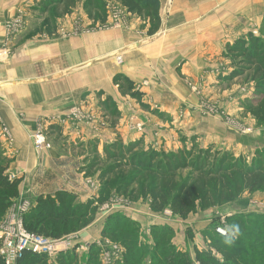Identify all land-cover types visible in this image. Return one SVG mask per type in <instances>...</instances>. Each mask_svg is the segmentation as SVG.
<instances>
[{"label":"rangeland","instance_id":"1","mask_svg":"<svg viewBox=\"0 0 264 264\" xmlns=\"http://www.w3.org/2000/svg\"><path fill=\"white\" fill-rule=\"evenodd\" d=\"M40 1L0 0V91L1 93L6 91L9 93H5L8 96L2 97V103L0 104L1 110L9 114L8 117H4L0 113V167L7 166L8 168L14 160V136L11 129L13 125L16 129L20 125L26 130L30 129V140H32L33 133L38 128H42L45 140L50 146L42 150H35L31 142L35 152L58 147L59 141L65 139L58 129L60 121H56L54 117L48 119L42 117V115H34L30 110L26 111L25 103L20 101L21 96L15 98L13 95L26 83L27 79L39 76L37 68H32L31 64L23 61V55H26V51L36 50V48L43 46L48 49L46 50L47 54L51 52L49 55L52 57L53 46L74 40V38L81 40L84 36H97L95 34L100 31L123 29V27L126 31L131 32L134 24L136 25L134 28L137 35L138 30H145L146 32L148 27L145 19L129 14L123 6L115 4L117 2L114 1H107V17L103 23L90 21L80 1H77L70 12L62 14V16H59L53 10V7H48L47 10L43 11L40 7ZM250 1L249 12L245 14V16H249V29L241 31V28L234 25L241 22L238 17L242 19V14L239 13L235 16L234 11L231 13L228 11L227 14L232 19L227 21L228 16L225 12L223 21L230 23L221 25L220 28L228 31L229 34H227L232 36H228L226 39L224 35L220 41L221 49L212 51L209 59L206 60V63L211 65L199 74L187 76L185 73L177 72L175 76L141 78L136 86L145 91L140 103L129 94L124 96L119 93L123 104L115 101V112H108L107 115L98 114L94 118L92 111L83 108L82 101H80L67 107V112L70 115H68V120L75 126L86 123L96 127H98V124L106 127L105 124H108L110 128H114L115 124L120 122L118 120L122 118L121 111L124 109L128 113V118H126L123 125L127 126L128 132L131 129L138 128V133L143 132L140 140L142 139L146 144H151L155 149H163L169 152L171 150H185L192 146L199 148L211 147L212 151L216 149L223 150L233 153L234 156H243L246 162L249 161L256 150L264 149V120H258L251 113L250 108L247 107L249 101L250 103L252 101L256 103L254 98H258L255 92L257 83L252 80V74L246 73L230 80L227 79L228 74L236 68L235 64L237 63L231 53L227 55L229 53L227 46L235 39L245 37L249 32L254 36H260L264 42V0H259L260 2ZM230 25L234 29H231ZM114 57L116 59L113 58V61L120 63L121 60H117L119 54L115 53ZM50 67L48 72L49 70L52 71L44 75L48 79L60 74L65 68L63 67L60 70L61 67L58 66L59 70H57L54 62H51ZM174 85L177 88L179 86V89H181V94L177 97L181 102H177L176 95L172 93L171 87ZM116 87L118 88L117 85ZM159 96L161 98L160 103L167 101L166 106L160 108L154 106L153 98ZM98 106H100L98 111L104 112L107 110L103 103L98 102ZM74 113L77 114L76 117ZM51 126L53 127L51 128ZM128 134H130L129 137H135L134 134ZM115 139L121 141L125 146L133 142L132 139L129 141L128 138L125 139L120 134H116L110 140ZM88 142H81L77 149H71V151H76L78 158L74 157L75 162L69 161L67 165L70 183L80 192L79 194L74 193L76 202L81 204L97 197L99 189L102 187L99 180L101 170L111 164L110 161H106L103 155V146L99 141L92 138ZM68 144L66 142L59 149L64 148L65 153L68 152L70 150L69 147H66ZM188 172V169L183 171V175ZM5 174L11 176L10 179L16 177L23 182L24 176L22 175L18 177V174L14 172L7 173L6 170ZM112 183L113 185L118 184L119 179ZM18 196L13 200L18 199ZM150 202L147 197L134 199L113 191L102 204L98 205L94 215L95 218L91 223L81 230L68 234L76 236V241L82 246L86 242L95 243L100 240L99 242H103L102 247L110 252L116 249L114 245L122 249L123 247L117 242H111L103 238L100 232L106 215L120 210L123 213H131L137 217L142 230L141 233L145 234L146 238L149 233L148 228L151 225L146 223L153 220L152 217L160 215L170 220L174 219V224L179 229L175 230L172 240L175 244V240H178L177 236L180 241L183 238L187 240L193 230L194 222L202 224L207 215L205 211L211 210L210 218H212V222L204 228L201 237L203 243L207 245L204 232L213 233L219 225L226 230L225 235L233 233L227 222V217L234 212L255 211L264 214V192L261 191L243 193L232 202L218 207L200 209L197 206L195 211L189 213L185 219L172 214L167 208L155 212L150 208ZM8 210L2 217L1 222L6 220ZM176 219L180 220L181 223ZM77 253L81 260H84L87 250L86 248H80ZM215 255L218 256L216 252Z\"/></svg>","mask_w":264,"mask_h":264},{"label":"trees","instance_id":"2","mask_svg":"<svg viewBox=\"0 0 264 264\" xmlns=\"http://www.w3.org/2000/svg\"><path fill=\"white\" fill-rule=\"evenodd\" d=\"M77 1L81 2L88 19L94 23L105 22L107 1H115L129 14L147 21L146 34L153 35L161 25L159 0H41L40 7L43 11L53 7L62 16L70 12ZM227 47V55L231 53L237 62L227 79L244 73L252 74V80L257 83L255 92L258 98H254L256 103L249 101L247 107L258 120H264V42L260 36L249 32ZM112 81L121 95L129 94L140 103L143 92L135 88L133 80L117 73ZM114 103L111 98L103 102L107 112H115ZM103 155L111 164L101 170L99 180L102 187L95 199L81 204L76 202V195L68 190H57L52 195L39 194L31 208L23 213L26 231L58 238L81 230L94 220L98 205L113 191L134 199L147 197L153 211L167 208L183 219L197 206L200 209L218 207L232 202L243 193L264 192V149L256 150L246 162L243 156L218 149L212 151L211 147L192 146L167 152L155 149L139 138L126 146L115 139L103 146ZM6 168L0 167V222L13 199L19 195L21 182L16 177L10 179L5 174ZM187 169L189 172L183 175ZM117 179L119 183L113 185L112 182ZM106 216L101 236L123 247L121 257L114 264H264V214L259 212H234L227 217L233 233L204 232L207 245L204 249L194 247L192 254L173 243L175 229L168 224H151L146 238L141 233L139 222L132 217L121 211ZM88 247L84 260L74 246L58 253L56 263L102 264L101 247L94 242ZM0 264H3L1 258ZM14 264L52 263L45 254L24 251Z\"/></svg>","mask_w":264,"mask_h":264},{"label":"crops","instance_id":"3","mask_svg":"<svg viewBox=\"0 0 264 264\" xmlns=\"http://www.w3.org/2000/svg\"><path fill=\"white\" fill-rule=\"evenodd\" d=\"M159 2L161 25L153 35L145 34V30H138L136 35L134 24L132 33L123 27V29L100 31L95 34L97 36H84L81 40L74 38L53 46V59L49 55L51 52L47 54L48 49L43 46L25 52L23 61L31 64L32 68H37L39 76L27 79L13 95L15 98L21 96L20 101L25 103L26 111L30 110L34 115H42L48 119L54 117L56 121H60V132L65 139L59 141L58 147L35 152L30 140L31 130H26L21 125L16 129L13 125L11 129L15 154L13 153L14 160L6 172H14L18 177L24 176L23 182H20L18 187V198L33 203L37 195H52L57 190H68L79 194L78 189L68 178L70 175L67 172L68 162H75L73 158L77 157L76 151L71 149H77L81 142L89 143L92 138L104 146L116 134L128 138L129 141L139 139L143 134L142 131L138 133V128L128 132L127 126L123 125L128 118V113L124 109L121 111L122 118L118 120L120 122L115 124L114 128H110L108 124H105L106 127L99 124L98 127L86 123L77 126L71 124L68 120V106L82 101L83 108L92 111L94 118L98 114L107 115L106 111H98L100 107L98 102L102 104L107 98H111L123 104L118 88L112 81L113 75L117 73L126 75L134 81L135 87L141 78L169 77L177 75V72L185 73L187 76L197 75L211 65L206 63V60L209 59L212 51L221 49L220 41L224 35L226 39L232 36L228 35V31L220 28L221 25L230 23L223 21L225 12L227 14L228 11L230 13L234 11L235 16L242 14V19L238 17L241 22L234 24L241 28V31L250 27L249 16L246 15L247 18L245 16L250 9V0H159ZM231 19L232 17L228 16L227 21ZM230 27L234 29L232 25ZM115 53L119 54L120 63L113 61V58L116 59ZM51 62H54L57 70H59L58 66L61 67L60 70L63 67L66 69L64 68L62 74L48 79L44 75L52 71L48 72ZM136 89L140 90V87ZM171 90L176 95V101L181 102L177 99L181 94L179 86L177 88L174 85ZM142 92L145 93L144 90ZM5 93L9 94L7 91L4 93L0 91V104L1 98L8 96ZM160 100V96L153 98L154 106L159 108L166 106L167 101L160 103ZM0 113L4 117L9 116L1 110V107ZM128 133L134 134L135 137H129ZM66 142L69 143L66 147L70 150L65 153L64 148H59ZM77 174L79 175L78 172ZM205 212L207 213L205 220L202 224L194 222L193 230L187 240L183 238L180 241L177 236L178 240H175V244L182 250L192 254L194 247L204 249L206 246L201 237L204 228L212 222L210 218L212 211ZM125 213L126 216L139 222L136 216ZM152 219L146 224L165 223L176 231L179 230L174 224V219L170 220L160 215ZM176 221L181 223L178 219Z\"/></svg>","mask_w":264,"mask_h":264},{"label":"built area","instance_id":"4","mask_svg":"<svg viewBox=\"0 0 264 264\" xmlns=\"http://www.w3.org/2000/svg\"><path fill=\"white\" fill-rule=\"evenodd\" d=\"M117 60L119 61L120 58L117 57ZM74 116L76 117L77 114L74 113ZM72 118L77 120L74 117ZM31 139L35 150H42L50 146L45 140L42 128H38ZM31 206V203L26 199L18 198L14 200L9 207L6 220L0 223V258L3 264H14L17 259L23 256L24 251H31L38 255L45 254L50 263L57 264L55 259L60 252H66L74 246H76L77 252L80 251V248L88 250L89 243H84V246H82L76 241V236L72 234L51 238L26 231L22 216ZM216 231L222 235L226 234V230L221 225L216 227ZM99 241H96L95 244L101 247L100 261L102 264H114L115 260L121 257L123 248L114 245L116 249L110 252L102 247L103 242Z\"/></svg>","mask_w":264,"mask_h":264},{"label":"clouds","instance_id":"5","mask_svg":"<svg viewBox=\"0 0 264 264\" xmlns=\"http://www.w3.org/2000/svg\"><path fill=\"white\" fill-rule=\"evenodd\" d=\"M236 231H237V232L239 231L238 227H237Z\"/></svg>","mask_w":264,"mask_h":264}]
</instances>
